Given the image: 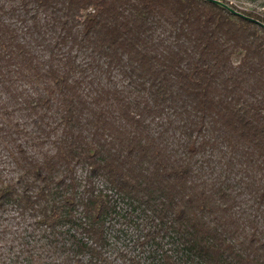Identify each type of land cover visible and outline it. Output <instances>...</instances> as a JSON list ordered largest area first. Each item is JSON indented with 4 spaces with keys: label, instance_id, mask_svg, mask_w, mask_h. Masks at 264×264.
<instances>
[{
    "label": "trees",
    "instance_id": "1",
    "mask_svg": "<svg viewBox=\"0 0 264 264\" xmlns=\"http://www.w3.org/2000/svg\"><path fill=\"white\" fill-rule=\"evenodd\" d=\"M0 151L16 264H264V26L208 0H0Z\"/></svg>",
    "mask_w": 264,
    "mask_h": 264
},
{
    "label": "rangeland",
    "instance_id": "2",
    "mask_svg": "<svg viewBox=\"0 0 264 264\" xmlns=\"http://www.w3.org/2000/svg\"><path fill=\"white\" fill-rule=\"evenodd\" d=\"M216 2L236 14H251L259 18L260 24L264 26V0H208V2ZM239 58H235L234 61L237 62ZM4 156L1 155L0 151V166L1 168H7V162ZM82 175V172H80ZM8 236V235H7ZM10 238V237H9ZM10 243L0 242V252H3L0 258L4 264H16L19 261L17 257L18 249L17 244L13 248H9ZM9 250V251H8ZM0 264H2L0 262Z\"/></svg>",
    "mask_w": 264,
    "mask_h": 264
}]
</instances>
